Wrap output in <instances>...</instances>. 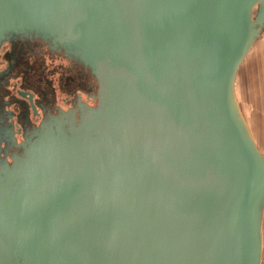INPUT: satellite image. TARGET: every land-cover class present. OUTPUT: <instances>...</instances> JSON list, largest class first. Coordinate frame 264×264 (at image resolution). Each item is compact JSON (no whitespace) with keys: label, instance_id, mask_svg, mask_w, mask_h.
<instances>
[{"label":"water","instance_id":"obj_1","mask_svg":"<svg viewBox=\"0 0 264 264\" xmlns=\"http://www.w3.org/2000/svg\"><path fill=\"white\" fill-rule=\"evenodd\" d=\"M263 30L264 0H0V46L39 37L98 86L0 170V264H260L234 83Z\"/></svg>","mask_w":264,"mask_h":264},{"label":"flooded vegetation","instance_id":"obj_2","mask_svg":"<svg viewBox=\"0 0 264 264\" xmlns=\"http://www.w3.org/2000/svg\"><path fill=\"white\" fill-rule=\"evenodd\" d=\"M0 170L24 155L47 123L78 124L97 106V82L87 68L36 36L14 35L0 46Z\"/></svg>","mask_w":264,"mask_h":264},{"label":"crops","instance_id":"obj_3","mask_svg":"<svg viewBox=\"0 0 264 264\" xmlns=\"http://www.w3.org/2000/svg\"><path fill=\"white\" fill-rule=\"evenodd\" d=\"M234 97L250 136L264 157V30L237 71ZM261 240L264 264V208Z\"/></svg>","mask_w":264,"mask_h":264},{"label":"rangeland","instance_id":"obj_4","mask_svg":"<svg viewBox=\"0 0 264 264\" xmlns=\"http://www.w3.org/2000/svg\"><path fill=\"white\" fill-rule=\"evenodd\" d=\"M1 59V58H0ZM1 66V65H0ZM260 264H262V257H261V263Z\"/></svg>","mask_w":264,"mask_h":264}]
</instances>
